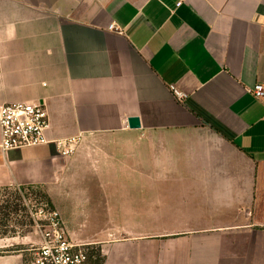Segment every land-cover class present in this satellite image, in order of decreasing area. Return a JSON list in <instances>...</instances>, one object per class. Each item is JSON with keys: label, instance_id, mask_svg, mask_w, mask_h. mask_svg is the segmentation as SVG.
Returning a JSON list of instances; mask_svg holds the SVG:
<instances>
[{"label": "crops", "instance_id": "1", "mask_svg": "<svg viewBox=\"0 0 264 264\" xmlns=\"http://www.w3.org/2000/svg\"><path fill=\"white\" fill-rule=\"evenodd\" d=\"M257 83L264 0H0V107L79 139L0 148V189L46 193L96 264H264ZM36 234L0 237V264H33Z\"/></svg>", "mask_w": 264, "mask_h": 264}, {"label": "built area", "instance_id": "2", "mask_svg": "<svg viewBox=\"0 0 264 264\" xmlns=\"http://www.w3.org/2000/svg\"><path fill=\"white\" fill-rule=\"evenodd\" d=\"M110 29L119 32L114 25ZM172 90L178 99L185 98V95L175 88ZM250 94L264 105V84L257 83L250 90ZM49 128L48 113L43 105L14 102L0 107V148L4 152L53 143L61 156H72L79 139L52 141L48 138ZM30 216L34 229L42 238L33 264H92L94 258L92 245L71 240L62 215L57 209L34 201Z\"/></svg>", "mask_w": 264, "mask_h": 264}, {"label": "rangeland", "instance_id": "3", "mask_svg": "<svg viewBox=\"0 0 264 264\" xmlns=\"http://www.w3.org/2000/svg\"><path fill=\"white\" fill-rule=\"evenodd\" d=\"M34 201L42 202L49 208H53L48 195L40 190L0 189V237L31 236L37 233L30 216ZM28 243L30 245L32 241L29 240ZM97 260V258L92 259V264H96Z\"/></svg>", "mask_w": 264, "mask_h": 264}, {"label": "water", "instance_id": "4", "mask_svg": "<svg viewBox=\"0 0 264 264\" xmlns=\"http://www.w3.org/2000/svg\"><path fill=\"white\" fill-rule=\"evenodd\" d=\"M129 125L131 128H140V119L138 118H131L129 119Z\"/></svg>", "mask_w": 264, "mask_h": 264}, {"label": "trees", "instance_id": "5", "mask_svg": "<svg viewBox=\"0 0 264 264\" xmlns=\"http://www.w3.org/2000/svg\"><path fill=\"white\" fill-rule=\"evenodd\" d=\"M98 258V257H97ZM99 259V258H98Z\"/></svg>", "mask_w": 264, "mask_h": 264}]
</instances>
